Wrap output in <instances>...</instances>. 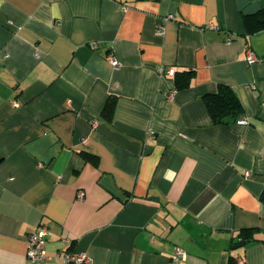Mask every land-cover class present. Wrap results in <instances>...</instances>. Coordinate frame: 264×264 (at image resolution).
<instances>
[{
    "label": "crops",
    "instance_id": "1",
    "mask_svg": "<svg viewBox=\"0 0 264 264\" xmlns=\"http://www.w3.org/2000/svg\"><path fill=\"white\" fill-rule=\"evenodd\" d=\"M263 197L264 0H0V264H264Z\"/></svg>",
    "mask_w": 264,
    "mask_h": 264
},
{
    "label": "built area",
    "instance_id": "2",
    "mask_svg": "<svg viewBox=\"0 0 264 264\" xmlns=\"http://www.w3.org/2000/svg\"><path fill=\"white\" fill-rule=\"evenodd\" d=\"M171 18V17H169ZM168 18V19H169ZM213 30H219L218 27H210ZM158 33L160 35L165 34V27L161 26L158 29ZM233 40V37L230 36L228 38V41L231 42ZM91 48L93 50L97 49V44L93 43L91 45ZM108 61L114 66L118 67L119 63L117 59L115 58L114 55H109L108 56ZM246 61L249 65H253L259 61L256 53L248 49L246 53ZM168 73L171 76H174L175 72L174 70L170 69ZM175 94V91L172 92V95ZM17 105V104H16ZM239 124L241 125H248L249 121L246 118H242L238 121ZM97 123H94V126H96ZM84 143H87V140H84ZM85 198V193L84 192H79L78 194V199L82 201ZM47 232L48 229L45 226H40L37 228L35 231L31 232L28 235V251H27V258L29 261L33 264H50L53 261V257L48 255L47 253ZM62 257V258H61ZM186 257V252L181 249L177 248L174 252L173 255V261L175 263L180 262L181 260L185 259ZM56 258H61L64 262V264H94L93 259L86 253L84 252H74V253H65V254H60L57 255ZM243 264V262H241Z\"/></svg>",
    "mask_w": 264,
    "mask_h": 264
},
{
    "label": "trees",
    "instance_id": "3",
    "mask_svg": "<svg viewBox=\"0 0 264 264\" xmlns=\"http://www.w3.org/2000/svg\"><path fill=\"white\" fill-rule=\"evenodd\" d=\"M174 75L177 88L185 89L189 87L194 72L185 71L183 73H175ZM204 103L216 125L230 126L242 119L243 105L236 93L226 85H221L218 93L205 96ZM250 234L248 231L242 232L241 245H245L253 240Z\"/></svg>",
    "mask_w": 264,
    "mask_h": 264
}]
</instances>
